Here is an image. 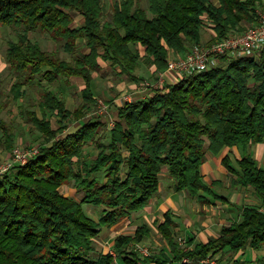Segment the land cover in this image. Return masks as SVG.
Returning a JSON list of instances; mask_svg holds the SVG:
<instances>
[{"label":"trees","instance_id":"1","mask_svg":"<svg viewBox=\"0 0 264 264\" xmlns=\"http://www.w3.org/2000/svg\"><path fill=\"white\" fill-rule=\"evenodd\" d=\"M146 3L114 0L106 17L103 0H0V24L23 29L18 40L7 43L6 61L16 77L7 98H23L27 84L40 87L42 115L25 112L44 140L38 155L0 177V264H114L110 252L95 256V239L146 208L159 191L165 166L175 191L186 190L201 204L210 203L209 197L227 201L214 190L224 182H206L202 165L207 153L235 146L242 149L239 168L231 165L229 156L223 159L236 174L231 185L256 195L258 206L244 204L241 219L223 226L219 237L195 244L188 240L185 246L176 238L177 223L168 210L164 220L156 222L164 241L158 254L141 256L129 250L150 235L149 226L141 224L134 234L115 237L116 259L124 264H201L221 251L236 253L249 244L264 247V166L251 153L252 144L264 142V47L253 56L224 58L220 66L167 81L120 107L114 127L92 114L60 137L68 119L81 120L97 103L93 81L102 68L100 58L118 67L121 75L140 81L141 60L153 66L156 75L167 68L169 49L183 54L202 44L208 23L214 34L206 44L241 32L245 23L255 21L257 9L264 8V0ZM74 12L82 17V25H76ZM34 31L49 33L71 59L45 50L30 37ZM79 40L87 53L78 51ZM71 76L86 82L84 100L73 110L50 88ZM3 96L0 80V113L7 106ZM53 114L58 128L48 117ZM0 129L11 150L13 126L1 115ZM90 144L98 149L92 158L85 150ZM70 183L80 200L61 192ZM85 204L101 208L98 219L85 212Z\"/></svg>","mask_w":264,"mask_h":264},{"label":"rangeland","instance_id":"2","mask_svg":"<svg viewBox=\"0 0 264 264\" xmlns=\"http://www.w3.org/2000/svg\"><path fill=\"white\" fill-rule=\"evenodd\" d=\"M103 4L105 7V11H106V17H108L113 7L114 0H103ZM141 4L146 7L147 6L146 0H141ZM74 14L77 15V13L75 12ZM77 25L79 24L77 23ZM210 25L211 24L208 23L207 26L204 28V30H202V39H203L202 44H205L207 41H209L214 34L213 28ZM245 25L248 26V24H245ZM22 31L23 29L19 27L15 29V28L3 26L2 24H0V80H1V87L5 93V96H3L2 101L4 100L7 103L6 108L1 111L0 115L7 122L12 124L13 134H14V140H13L14 147L11 150H8L6 147V144L4 143L5 137L3 136V132L0 129V160H4V158L8 157L15 147H24V148L33 147V146L39 147L42 145L44 141L41 132L37 128H35V126L29 121V118L25 112L26 110H30V111H35L39 113L40 115H42L38 107V102L40 101V95H41L40 87L37 84H27L24 86V89L26 90V94L23 98H20L17 101L7 98V94L10 91L11 85L13 81H15V78H16L12 69L10 68L9 63H7L6 61L7 43L9 40H14V41L18 40L19 33H21ZM30 37L32 39L39 41L45 50L58 52L60 53L61 57L71 59L70 54H66V53L63 54L64 52H63V49H61L60 43L55 41L49 33L34 31L30 33ZM79 42L80 44H79L78 51L82 53L83 44L81 43V40H79ZM134 48L135 47H133V49ZM141 61L142 62L140 64V67L137 69V75H139L142 78V80H140L138 83H135L138 86L137 89L135 88L132 89L128 87V83H132V81H130L125 76L121 75L119 73V68L116 66H113L112 64H111L112 66L108 65L105 67V69L101 70L98 73L95 72L97 74L95 75V78H94L93 88H94L95 94L98 97L97 100L102 101L101 103H105V105L109 106L110 108L109 109L110 113L108 116L106 117L101 116L106 122L107 120L116 119L117 111H116V107L114 106L115 104L114 102H115V99L122 96V94L128 93L134 96V93H135L137 97L139 96L144 97L147 95V93H150L156 89V88H153L150 91L145 90L146 83L154 82V78L156 77V75L151 74V72L149 71L150 70L149 68L151 67L149 64H147L143 60ZM62 84L63 83H61V85L55 84V85L50 86V88L54 89L55 87H57L59 88V91L62 92L61 91ZM120 87L121 89H119ZM74 91H76V87L74 88ZM78 93H79V97H81L80 91ZM62 94H65V93L63 92ZM67 94L70 95L69 93ZM71 102L72 103H69L70 104L69 106L72 109L77 108L80 105L76 99H73ZM96 109H97V103L93 106L92 111L88 112L87 115L89 116L87 117L89 118ZM48 117L51 119L54 127H56L58 125L57 123L58 118L54 114L48 115ZM70 122L71 120L67 121L66 123H70ZM94 147L95 146H93L92 144L86 146L87 155L89 156V158H92L94 154H96L98 151ZM228 155L233 157V161L231 165L234 168H239L237 162L235 161L236 158L234 157L236 154L233 152H229ZM239 155H242V151H239ZM259 162L260 164L264 166V154L263 153L259 157ZM165 168L167 167L165 166ZM213 170L216 171V167H214ZM217 174L219 175V173ZM230 176L231 175L229 174L227 179L224 178V180L226 181L225 184L227 183L229 185V183H231V180L229 181ZM170 180L167 179V171L164 170L160 178V185H161L160 189L162 188V192L171 190L170 185L171 186L174 185L175 180L173 178H171ZM233 189L234 188L232 187V185H230L229 188H224V189H219V190L222 194L229 196V194H231L229 192L235 191ZM61 192L67 196H72L78 200L81 199V194L77 191L73 183L65 184L61 188ZM160 192L161 191H158L156 195H158ZM249 195L254 196L252 198L250 197L251 200L254 201V199L256 198L255 195L253 193H249ZM227 196L226 198H228ZM258 203H259V199H258ZM218 204L220 203L218 202ZM250 204L255 205V206L259 205L256 203H250ZM84 210L90 217L97 219L100 216L101 208L95 207L89 204H85ZM161 214L162 212H158L156 214L157 218H159ZM148 219L152 220L153 217L148 218ZM128 220H130V224H127L128 228L125 230L126 232L135 230V228L133 227L134 225L144 223V218H140L136 216L134 219V217L132 218V215L128 218ZM156 222H154V224L152 223V221L148 222L150 224L148 225L151 227L150 236L146 237L142 243L134 245L132 249H129V250H136L141 256H144L139 251V247L144 246L148 249V251L151 254L159 253L160 249L164 245V241H163L162 236L160 235V232L157 229ZM175 235L180 245L185 246L187 244V238H188L187 234L185 237L179 236L178 232ZM108 237H106L105 235H101L95 240V252H94L95 256H98L100 253H107V252H112V251L116 252V250L113 247V241L111 240V237L110 238ZM181 240L182 241L185 240L186 242L185 243L183 242L184 244H181L180 243ZM114 264H124V263L121 261V258H117ZM142 264H146V263H142ZM147 264H150V263H147Z\"/></svg>","mask_w":264,"mask_h":264},{"label":"crops","instance_id":"3","mask_svg":"<svg viewBox=\"0 0 264 264\" xmlns=\"http://www.w3.org/2000/svg\"><path fill=\"white\" fill-rule=\"evenodd\" d=\"M75 23H76V25H77V23L79 25H82L83 24L82 17L79 15H76ZM245 24H248V23H245ZM138 49H139V52L141 53V55L143 57L145 55L143 48H141V46H138ZM88 51H89V49L86 46H83L82 53H87ZM173 55L179 56L182 54L179 52H176L174 49H169V57H171ZM100 64L102 66L100 71L105 69V67L108 65L112 66L110 62L104 61L101 58H100ZM149 69H150L149 71L151 72V74H154L155 68L153 66H151ZM100 71H98V72H100ZM97 73L94 74V78H95V75ZM157 73H156V77H157ZM156 77L154 78V81L156 80ZM129 80L132 81V83H128V87H130L132 89H134V88L137 89L138 86L135 83H138L139 81H134L131 79H129ZM61 83H63L62 87L64 86L63 88L65 90L61 87L62 92H60L59 88L55 87L54 91L57 92L59 95H61L65 99L66 107L70 110H73L75 108L72 109L69 106L70 105L69 103H72L71 101L73 99H76L79 102V104H81L83 102L84 90L86 88V82L82 77L71 76L69 78H61L58 81L57 85H61ZM75 87H76V91H74ZM93 87H94V81H93ZM77 88H78V90H77ZM119 89H121V87ZM93 90H94V88H93ZM77 91L78 92L80 91L81 97H79V93ZM63 92L65 94H62ZM67 93H69L70 95H68ZM127 95L132 96L131 101H128L124 98V96H127ZM95 96H96V98H98L96 94H95ZM141 98H144V97H140V96L137 97L135 95V93H134V96L132 94L124 93V94H122V96L116 98L115 102H114L115 103L114 106L116 107V111H117L116 118L118 117V112H119L118 109L120 107H122L126 103L136 101V100L141 99ZM40 113H41V111H40ZM37 115L40 116L39 113H37ZM87 116H89V115L86 114V116H84L81 120L75 119V118L68 119L67 121L71 120V122L66 123L67 128L64 129V132H62L60 137L68 134L69 131L76 129L83 122H86L87 120H89L92 117V116H90L88 118ZM52 125H53V123H52ZM58 127H59V124L56 127H54V125H53V128H58ZM105 131H106V128H104L100 134L101 135L104 134ZM94 148L96 149V147H94ZM85 150H86V147H85ZM239 151H242V149L240 150L239 147L235 146V147H224L216 155H214L210 152L207 153V159H206L205 163L202 165V173L204 176V180L208 183H212L214 180H221L225 184L226 181L224 180V178L227 179L229 174L231 175L229 178V181L234 180V178H236V174L228 171V169L223 164V159H224V157L229 156L231 161H233V157L228 155L229 152H233L236 154L234 157L236 158L235 161L237 162V160L240 159L242 156V155H239ZM86 152H87V150H86ZM97 153H98V151H97ZM251 153H252L253 157L256 159L257 163L260 166H263L259 162V157L262 155V153L264 154V142L252 144L251 145ZM96 154H94V156ZM214 167H216V171L213 170ZM164 170L167 171V179L170 180L172 177L168 173V168L164 167L163 172H164ZM217 173H219V175ZM230 185H231V183H229V185L226 183L224 186L217 187L214 190L216 191L217 194L226 197L227 195L222 194L219 189L229 188ZM160 187H161V185H160ZM170 187H171V190L166 191V192H162V188L161 189L159 188V191H161V192L158 195L154 196L149 201L148 205L146 206V208L144 210L132 213V218L134 217V219H135L136 216L140 217V218H144V223H141V224L148 225L149 224L148 222H150V221H152V223L154 224V222H156V221L162 222L164 220L165 213L168 210H171L172 213L174 214L175 221L177 223V226L174 228L175 234L178 232L179 236H181V237H185L187 234L188 235L187 236L188 237L187 242H188V240H193L192 242L194 244L199 243V242L205 243L210 238L219 237L221 235V229L223 226H229L233 222L241 219L242 206L244 204H250V203L259 204L258 203L259 198H257V196L255 195L256 198L254 199V201L251 200V198L254 196L249 195V193H252V192H249L244 187H241L240 189H237L233 192H229L231 194H229V196H227L228 197L227 201H223V200H219V199H213L212 197H209L210 203H204V204H201L198 196L197 197L192 196L186 190L175 191L173 188V185L172 186L170 185ZM61 188H60V190H61ZM218 202L221 205L218 204ZM158 212H162V214H161V216H159V218H157V216H156V214ZM152 217H153L152 220L148 219V218H152ZM127 224H130V220H128V219L120 222L119 224H117L116 226H114L111 229L104 230L101 233V235H105L106 237L109 236L108 238L111 237V240L114 243V239L117 235L134 234V232L137 230V228L141 225V224L134 225L133 227L135 228V230L130 231V232H126L125 230L128 228ZM149 228H150V234H151V227L149 226ZM160 235H161V233H160ZM149 236H147V237H149ZM145 238H144V240H145ZM133 246L134 245H130L129 249H132ZM215 258L217 259L219 264H264V247L261 249H254L249 244L245 249L239 250L236 253H233L230 250L221 251L215 255ZM150 264H153V263H150Z\"/></svg>","mask_w":264,"mask_h":264},{"label":"built area","instance_id":"4","mask_svg":"<svg viewBox=\"0 0 264 264\" xmlns=\"http://www.w3.org/2000/svg\"><path fill=\"white\" fill-rule=\"evenodd\" d=\"M264 47V8L257 9L255 21L245 27L241 32L231 33L221 37L209 44H197L182 55H173L169 57L167 68L157 73L156 80L152 83H146L145 90L153 88L159 89L165 86L167 81L176 82L180 78L200 73L223 64V59L238 58L242 56H253ZM145 85V84H144ZM149 94V93H147ZM147 96V95H146ZM144 96V97H146ZM124 98L131 101L132 96L127 95ZM102 101H97V109L93 112L96 116H108L109 106ZM108 127H114L115 120H107ZM40 148L33 147H15L11 154L0 160V177L9 172L16 165L26 164L32 157L39 154ZM185 240H181L184 244ZM143 255H149L150 252L144 246L139 247ZM116 262V252H110ZM187 259H184L186 261ZM201 264H219L217 259L207 257L201 261Z\"/></svg>","mask_w":264,"mask_h":264}]
</instances>
